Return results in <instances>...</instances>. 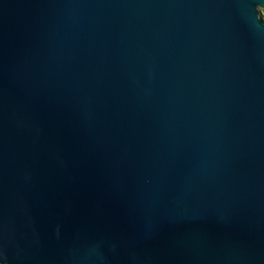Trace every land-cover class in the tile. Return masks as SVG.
I'll list each match as a JSON object with an SVG mask.
<instances>
[{"label": "water", "instance_id": "water-1", "mask_svg": "<svg viewBox=\"0 0 264 264\" xmlns=\"http://www.w3.org/2000/svg\"><path fill=\"white\" fill-rule=\"evenodd\" d=\"M264 0H0V264H264Z\"/></svg>", "mask_w": 264, "mask_h": 264}, {"label": "rangeland", "instance_id": "rangeland-1", "mask_svg": "<svg viewBox=\"0 0 264 264\" xmlns=\"http://www.w3.org/2000/svg\"><path fill=\"white\" fill-rule=\"evenodd\" d=\"M261 12L262 17H264V8L261 9Z\"/></svg>", "mask_w": 264, "mask_h": 264}, {"label": "trees", "instance_id": "trees-1", "mask_svg": "<svg viewBox=\"0 0 264 264\" xmlns=\"http://www.w3.org/2000/svg\"><path fill=\"white\" fill-rule=\"evenodd\" d=\"M264 18V17H263Z\"/></svg>", "mask_w": 264, "mask_h": 264}]
</instances>
